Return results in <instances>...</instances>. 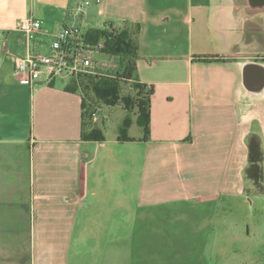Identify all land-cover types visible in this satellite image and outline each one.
Wrapping results in <instances>:
<instances>
[{
    "label": "crops",
    "instance_id": "1",
    "mask_svg": "<svg viewBox=\"0 0 264 264\" xmlns=\"http://www.w3.org/2000/svg\"><path fill=\"white\" fill-rule=\"evenodd\" d=\"M109 23L155 89L146 138L85 137L78 76L16 70L63 27ZM94 57L88 79L116 61ZM0 264H264V0H0Z\"/></svg>",
    "mask_w": 264,
    "mask_h": 264
},
{
    "label": "trees",
    "instance_id": "2",
    "mask_svg": "<svg viewBox=\"0 0 264 264\" xmlns=\"http://www.w3.org/2000/svg\"><path fill=\"white\" fill-rule=\"evenodd\" d=\"M84 42L89 48L97 49L115 58L118 63L119 72L117 76L90 77V86L98 97L108 98L117 96L123 82H130L138 89L139 99L144 103L141 104L142 109L138 117V124L145 128L146 138L150 123V102L155 89L153 85L142 83L137 78V62L140 57L138 40L131 34L128 28L119 27L115 23H109L103 29L88 30ZM195 59L206 62L213 59L219 60V58H213L208 55H195ZM68 88L70 89L71 87L69 86ZM131 124L132 121L126 119L125 124L120 128V140L129 141L135 139L128 134ZM85 137L98 140L104 139V135L100 130H94L92 133L85 135ZM250 148L251 164L248 168V175L257 184L261 185L263 170L261 167L262 155L258 135H251Z\"/></svg>",
    "mask_w": 264,
    "mask_h": 264
},
{
    "label": "built area",
    "instance_id": "3",
    "mask_svg": "<svg viewBox=\"0 0 264 264\" xmlns=\"http://www.w3.org/2000/svg\"><path fill=\"white\" fill-rule=\"evenodd\" d=\"M40 26L41 22L31 17L23 18L19 24V28L27 33L29 40ZM86 32L80 26H65L52 41L53 53L29 51L25 57L17 56L16 70L24 75L23 82H35L44 71L50 78L55 75L97 74L94 57L97 49L89 48L84 42Z\"/></svg>",
    "mask_w": 264,
    "mask_h": 264
},
{
    "label": "rangeland",
    "instance_id": "4",
    "mask_svg": "<svg viewBox=\"0 0 264 264\" xmlns=\"http://www.w3.org/2000/svg\"><path fill=\"white\" fill-rule=\"evenodd\" d=\"M109 62L112 67L106 69L103 74L117 76L119 72L118 63L111 60ZM95 64H97V60H95ZM78 77L85 95L86 134L99 130V127L103 124L109 125V131H118L117 133L120 134V128L125 124L126 119L132 121V124L136 121L138 123V117L142 109L141 104L144 103L140 101L138 89L132 83L123 82L117 96L100 98L96 95L94 89L88 85L90 79L87 78V75L80 74ZM129 130V135L130 133L138 134L141 131L138 126L132 127L131 132ZM108 134L111 135L110 132Z\"/></svg>",
    "mask_w": 264,
    "mask_h": 264
}]
</instances>
